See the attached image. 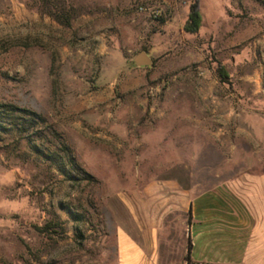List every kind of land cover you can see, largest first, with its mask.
<instances>
[{
  "label": "rangeland",
  "instance_id": "374dc122",
  "mask_svg": "<svg viewBox=\"0 0 264 264\" xmlns=\"http://www.w3.org/2000/svg\"><path fill=\"white\" fill-rule=\"evenodd\" d=\"M50 1L53 13L73 8L69 27L40 0H0V104L44 118L31 140L52 149L54 131L93 180H66L0 132V264H118L127 197L162 181L204 189L249 165L224 162L229 146L214 148L217 162H191L189 94L203 79L252 90L260 69L264 87V0H201L204 28L193 35L182 31L193 0ZM140 52L151 67H135Z\"/></svg>",
  "mask_w": 264,
  "mask_h": 264
},
{
  "label": "crops",
  "instance_id": "0c3cea01",
  "mask_svg": "<svg viewBox=\"0 0 264 264\" xmlns=\"http://www.w3.org/2000/svg\"><path fill=\"white\" fill-rule=\"evenodd\" d=\"M214 28L215 34L223 32ZM256 74L252 90L228 93L216 89L215 79H203L200 89L189 94L191 162H217L214 148L222 152L229 146L224 162L249 165L220 172L215 179L221 180L204 189L162 181L127 197V222L115 237L118 264H264L263 70ZM235 78L246 83L249 76Z\"/></svg>",
  "mask_w": 264,
  "mask_h": 264
},
{
  "label": "trees",
  "instance_id": "16d2710c",
  "mask_svg": "<svg viewBox=\"0 0 264 264\" xmlns=\"http://www.w3.org/2000/svg\"><path fill=\"white\" fill-rule=\"evenodd\" d=\"M45 13L52 17L58 24L69 27L70 21L74 18L73 8L68 7L67 11L62 9L59 12H52L55 8L50 0H40ZM201 0H193L187 15V19L182 27L186 34H197L202 26V15L200 11ZM215 71L222 83H226L228 74L223 67L217 66ZM46 121L35 112L19 108L11 104H0V132L15 134L20 140L27 141L34 155L54 168L64 178L72 183L80 181H92L77 164L70 148L61 140L54 131H50L54 138V144L48 142L49 147L43 148L35 144L31 138L42 139L43 129ZM28 139H30L28 141ZM51 150V151H50ZM188 261V258H186Z\"/></svg>",
  "mask_w": 264,
  "mask_h": 264
},
{
  "label": "water",
  "instance_id": "95a60500",
  "mask_svg": "<svg viewBox=\"0 0 264 264\" xmlns=\"http://www.w3.org/2000/svg\"><path fill=\"white\" fill-rule=\"evenodd\" d=\"M133 62L137 68L151 67L152 65L151 60L148 58L145 52H140L137 54L133 59Z\"/></svg>",
  "mask_w": 264,
  "mask_h": 264
},
{
  "label": "built area",
  "instance_id": "2783aa9c",
  "mask_svg": "<svg viewBox=\"0 0 264 264\" xmlns=\"http://www.w3.org/2000/svg\"><path fill=\"white\" fill-rule=\"evenodd\" d=\"M142 10V8H140V11Z\"/></svg>",
  "mask_w": 264,
  "mask_h": 264
}]
</instances>
